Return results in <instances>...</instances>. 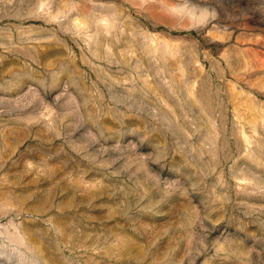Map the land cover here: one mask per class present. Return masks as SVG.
I'll return each mask as SVG.
<instances>
[{
	"label": "rangeland",
	"instance_id": "374dc122",
	"mask_svg": "<svg viewBox=\"0 0 264 264\" xmlns=\"http://www.w3.org/2000/svg\"><path fill=\"white\" fill-rule=\"evenodd\" d=\"M0 264H264V0H0Z\"/></svg>",
	"mask_w": 264,
	"mask_h": 264
}]
</instances>
